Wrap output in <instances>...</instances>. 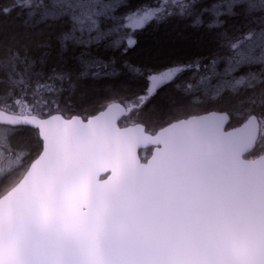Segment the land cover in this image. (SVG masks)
Wrapping results in <instances>:
<instances>
[{
	"label": "snow or ice",
	"instance_id": "6c2138e0",
	"mask_svg": "<svg viewBox=\"0 0 264 264\" xmlns=\"http://www.w3.org/2000/svg\"><path fill=\"white\" fill-rule=\"evenodd\" d=\"M167 4L130 13L120 27L135 31L161 19ZM172 4L180 15L192 6ZM115 7L112 0H48L40 14L66 21L58 43L65 52L82 49L81 76L107 68L88 58L92 47H120L112 38L120 27H101ZM247 7L264 10V0ZM32 8L31 0H11L0 17L27 9L31 18ZM227 47L223 72L215 58L203 73L196 64L199 75L185 90L227 96L235 125L229 113L208 111L146 126L133 117L191 65L150 74L134 99L109 97L95 115L73 114L59 101L70 74L37 73L0 41V264H264V78L233 76L241 66L264 69V27L229 38ZM22 129L34 148L13 146ZM149 145V155L137 154Z\"/></svg>",
	"mask_w": 264,
	"mask_h": 264
},
{
	"label": "trees",
	"instance_id": "16d2710c",
	"mask_svg": "<svg viewBox=\"0 0 264 264\" xmlns=\"http://www.w3.org/2000/svg\"><path fill=\"white\" fill-rule=\"evenodd\" d=\"M11 0H0V7ZM43 3V7H36ZM116 4L112 18L103 21L102 29L120 27L124 17L137 10L156 8L161 0H112ZM192 5L184 15L172 5L171 15L165 12L161 19L149 21L143 28L130 31L120 27L113 33V39H120V47L113 48L108 42H102L91 48L88 58H99L107 65L105 69H94L99 74L81 76L80 53L82 49L63 51L58 43L59 34L67 27L64 20L43 21L41 13L48 5V0H33L31 3L36 14L29 18L27 12L14 10L6 17H0V41L18 49L21 60L25 58L33 65L35 72L51 75L53 71L68 73L71 81L63 83L59 96L61 107L71 109L73 114H97V109L109 97L134 99L143 95L152 73L175 67L191 65L174 81L163 85L153 95L133 119L146 126H156L179 116L203 115L208 111H223L230 114V125L237 123L231 101L227 96L213 100L210 93L202 90L189 93L185 90L188 83H195L199 73L205 71V65L218 61L216 70L223 72L226 63L224 57L229 54V38L243 36L250 29L260 31L264 24V10L257 8L249 11L247 5H259L261 0H235L236 6L229 10L233 0H185ZM167 13V14H166ZM219 13V15H217ZM199 17V23L194 18ZM214 21L218 27H209ZM130 36L134 43L126 42ZM259 50H257V54ZM199 64V73L195 65ZM19 70V66H18ZM254 72L264 78V69L259 64L241 66L233 76H243ZM4 79L0 68V81ZM213 84L216 78H213ZM121 120L119 123H124ZM14 147L32 149L36 140L28 129H22L12 137ZM151 148L139 151L140 156L149 155Z\"/></svg>",
	"mask_w": 264,
	"mask_h": 264
},
{
	"label": "rangeland",
	"instance_id": "374dc122",
	"mask_svg": "<svg viewBox=\"0 0 264 264\" xmlns=\"http://www.w3.org/2000/svg\"><path fill=\"white\" fill-rule=\"evenodd\" d=\"M32 1H33V0H31V2H32ZM239 1H243V0H239ZM172 5H173V4H172V0H168V4H167V7H166V11H165V12H167V13L171 12V10H172V9H171V8H172ZM175 7H176V6H175ZM177 7H178V6H177ZM167 13H166V14H167ZM125 23H126V21H125ZM147 23H149V22H147ZM147 23H146V24H147ZM146 24H145V25H146ZM145 25H144V26H145ZM142 28H143V27H142ZM126 42H128V39H126Z\"/></svg>",
	"mask_w": 264,
	"mask_h": 264
},
{
	"label": "water",
	"instance_id": "95a60500",
	"mask_svg": "<svg viewBox=\"0 0 264 264\" xmlns=\"http://www.w3.org/2000/svg\"><path fill=\"white\" fill-rule=\"evenodd\" d=\"M183 1H185V0H183ZM207 114V113H206ZM206 114H203V115H206ZM119 123V122H118ZM149 148H152V146L151 145H149L148 147H147V149H149ZM141 150H146L144 147H141V148H138L137 149V154L139 155V151H141ZM108 175V173H101V177L102 178H106V176Z\"/></svg>",
	"mask_w": 264,
	"mask_h": 264
}]
</instances>
